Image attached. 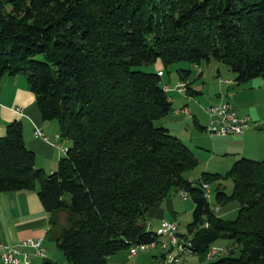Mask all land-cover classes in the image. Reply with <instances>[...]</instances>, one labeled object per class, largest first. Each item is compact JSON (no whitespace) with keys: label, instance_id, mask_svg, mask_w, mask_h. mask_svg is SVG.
<instances>
[{"label":"trees","instance_id":"obj_1","mask_svg":"<svg viewBox=\"0 0 264 264\" xmlns=\"http://www.w3.org/2000/svg\"><path fill=\"white\" fill-rule=\"evenodd\" d=\"M211 59L237 85L264 77V0H0V76L23 74L42 118L57 122L69 143L46 174L22 124H7L0 192L36 190L68 264H108L114 253L158 239L147 212L172 190L194 204L185 226L193 255L204 259L225 239L227 253L207 264H264V158L240 157L225 174L188 180L198 159L155 125L172 109L164 72L137 68ZM189 74L180 70L185 81ZM203 182L216 183L214 202ZM230 200L238 203L233 220L213 212Z\"/></svg>","mask_w":264,"mask_h":264},{"label":"rangeland","instance_id":"obj_2","mask_svg":"<svg viewBox=\"0 0 264 264\" xmlns=\"http://www.w3.org/2000/svg\"><path fill=\"white\" fill-rule=\"evenodd\" d=\"M193 66L194 64L186 61H179L170 65L162 64L161 70L164 72L162 79L166 83L170 82V86L174 87L176 85V80H178L180 76L181 69L191 70L192 77H194L195 68H193ZM200 66L202 75H198L195 78V84H197L199 88H202L204 92L201 95L196 96V102L192 99L187 100V107L182 106V101L174 99L172 109L168 115H166L167 117L170 116L172 120H175L174 132L179 134V137H181L184 143L192 149V152L198 159L197 166L184 173V176L189 177L191 180H194V182L197 181L202 172L225 174L232 163L239 157L244 156L252 159L257 158L256 160L264 158V77L259 75L252 80L240 84V86L233 81L235 88L233 90H228L229 92L226 94V85L224 84V80L226 75L231 76L232 73L227 70L222 63L214 59H211L209 62L203 61ZM154 67L155 66L152 64L141 65L137 68L145 71H153ZM216 67H218L222 73V80L220 81L217 78ZM160 73L161 72L158 71V74ZM251 84H253V88H255V90L250 88ZM231 87L233 86L231 85L230 88ZM217 92L220 93L219 96L214 97L213 94ZM170 93L172 94L173 92ZM235 95H237L238 100L242 105L241 107L237 106L239 109L238 114L249 118L248 127H246L239 134L226 136H210L206 131H204V129L199 127L200 125L205 126L207 123V116L202 109L203 107H205L209 102L218 101L224 98L228 100L230 99L231 102L234 103ZM175 98L178 99L179 97L175 95ZM174 106H176L178 112H173V110L176 109ZM179 106L182 107L178 108ZM183 107H186L188 113L180 112V109ZM189 113L194 114L196 118L192 119L191 116H187ZM161 124H166V120L159 119L155 121V125ZM203 183L208 185V189L212 192L213 196L216 183L214 182L213 186L211 183ZM221 185L225 192L230 193L232 180H222ZM67 197L69 198L68 194ZM212 202H214L213 197ZM216 207L218 208L216 214L224 219L233 220L237 215L238 203L234 200H230L222 205H216ZM173 221L176 222V220ZM179 222L180 230H184L187 221L182 220ZM157 238L161 239V241L167 240V238L163 236H159ZM174 239L176 244L173 246L172 242L170 243L169 241V245L167 243H161V246H154V248H149L144 251L139 250L136 254L131 256L128 255V250L116 252L108 258V264H167L164 254H161V259L157 261L153 258V255L159 248L162 253H164V246L166 245L167 252H174L178 248V245L182 244V247L184 248L188 243L186 241H189V238L186 236V230L183 233H179L178 231L175 232ZM44 244L47 247V253H45L43 258H39V260H37L38 263L42 264L46 260H50L56 264H68L64 253L57 247L56 241L53 238L49 237V239L45 240ZM227 244L228 241L225 239L217 240L215 242V246H220L221 248L224 247L226 250L214 256H211V253L208 250V254L204 259H199L193 254L187 255L184 251L182 252L183 254L178 251V254L180 253L181 255L177 254L179 258L177 262L175 261L173 264H207L208 262L214 260L215 257L225 255L228 251Z\"/></svg>","mask_w":264,"mask_h":264},{"label":"crops","instance_id":"obj_3","mask_svg":"<svg viewBox=\"0 0 264 264\" xmlns=\"http://www.w3.org/2000/svg\"><path fill=\"white\" fill-rule=\"evenodd\" d=\"M153 65L155 66L153 71L158 72L161 70L162 63L160 61H156ZM193 68H195L194 77H192V72L190 70V74L186 79L188 82L186 95H182L174 90L167 92L172 106L174 99L182 101V106L188 105L187 100L189 99L196 102V96L201 95L204 92L202 88H199V86L195 84V78L198 75H202V71H200L201 66L194 65ZM216 71L217 78L219 81L222 80V73L218 67H216ZM228 79L232 80V82L226 83L225 80ZM183 80L184 79H181L179 76L175 84ZM225 80L224 84L226 85L227 94L229 92L228 90H233L235 88L233 73L231 76L226 75ZM163 83L169 86L171 84L170 82L166 83L164 81ZM231 85L233 87L230 88ZM250 88L255 90L253 84H251ZM170 92L173 93L171 94ZM219 94L220 93L217 92L214 93L213 96L218 97ZM175 95L179 98L176 99ZM229 101L231 102L230 99ZM231 103L234 105L237 112H239L237 106L241 107L242 105L240 104L237 95H235V102ZM182 106H179L178 108ZM174 107L176 108V106ZM16 108H20L21 111L15 112L14 110ZM202 109L204 111V107ZM187 116H191L192 119L196 118L194 114L190 113ZM161 119L166 120V124H161V126L167 127L173 135L182 140V138L179 137V134L174 132L175 120H172L170 116ZM12 121H19L22 124L23 141L25 145L35 153V167L42 169L46 174L54 171L57 168L60 158L65 154V151H62L57 144L62 143L64 147L68 148L69 143L59 138V125L57 122L53 120H44L42 118L36 104L35 95L30 91L27 80L21 73L0 76V136L5 134L6 125ZM199 127L204 129V125H200ZM35 128L41 129L47 138L43 139L42 137L35 136L33 134ZM186 178L190 181H194L189 177ZM199 178L200 176L198 179ZM213 184L214 182L211 183L212 186ZM212 197L213 196H211L210 199L211 202ZM193 206L194 204L190 197L184 199L181 197L179 190H172L167 197L157 201L149 208L147 212L149 229L156 232V229L160 226V223L163 220H176L178 232L183 233L185 229L180 230L179 221L186 220L188 223V221L191 220ZM40 236L43 238V243L51 237L49 235V214L44 210L37 196L36 190L0 192V241L5 243H16L22 239L36 238ZM44 246L47 253V247L45 244ZM29 252H32V250H29ZM161 254L162 251L159 248L153 255V258L157 261L161 259ZM44 255L38 254L37 258L31 257L29 264H40L37 260L43 258Z\"/></svg>","mask_w":264,"mask_h":264},{"label":"built area","instance_id":"obj_4","mask_svg":"<svg viewBox=\"0 0 264 264\" xmlns=\"http://www.w3.org/2000/svg\"><path fill=\"white\" fill-rule=\"evenodd\" d=\"M225 82L230 83L232 80L228 79L225 80ZM163 90L166 92L175 90L182 95H186L187 81H180L174 87L163 84ZM14 111L20 112L21 110L20 108H16ZM173 111L178 112L177 108ZM180 112L188 113V110L186 107H183L180 109ZM204 112L207 116V123L204 126V131H206L210 136L239 134L249 125V118L247 116H240L234 105L226 98L209 102L204 107ZM33 134L37 137H42L43 139L47 138L43 131L39 128H35L33 130ZM57 145L62 151L66 152L67 148L64 147L62 143H58ZM179 193L184 199L188 197V193L185 190H180ZM204 196L208 201H210L212 192L210 190H204ZM212 210L213 212L218 211L216 205H213ZM206 225L207 223L205 226ZM156 230H163L165 233H169L170 238H172L175 235V232L178 231V226L173 224V220H163ZM154 246H161V239L154 238V240L148 243L132 245L129 248L128 255H134L139 250L144 251L149 248H154ZM210 248L211 256L225 251L224 247L223 249H215L214 244H212ZM29 250H32V252H29ZM178 251H187V255L193 254V250H182V244H180L174 252H167V246H164V253L162 254H164L167 264L175 263ZM40 253H46L43 238L41 236L22 239L16 243H5L0 241V264H29L31 257L37 258Z\"/></svg>","mask_w":264,"mask_h":264},{"label":"bare ground","instance_id":"obj_5","mask_svg":"<svg viewBox=\"0 0 264 264\" xmlns=\"http://www.w3.org/2000/svg\"><path fill=\"white\" fill-rule=\"evenodd\" d=\"M208 185H205L204 187H205V190H209L208 189V187H207ZM215 212H217V211H215ZM173 224L174 225H176L177 226V224H176V222H174L173 221ZM156 234H157V236H163V237H166L167 238V240H163V241H161V243L162 244H168V242L170 241V243L172 242V246L174 245V244H176L175 243V239H174V236L172 237V238H170V235H169V233H165L163 230H157L156 231ZM177 235V234H176ZM179 243V242H178ZM161 244V245H162ZM169 245V244H168ZM171 245V244H170ZM167 246V245H166ZM179 246V245H178ZM163 247V246H162ZM186 247V248H185ZM184 248L182 247V250H190V243L188 242L187 244H186V246H185ZM214 248L215 249H222L220 246H214ZM171 251V250H170ZM183 251H180V253H182ZM184 252H186L187 253V251H184ZM179 253V254H180ZM210 253H211V248H210ZM45 253H40L39 255H44ZM178 254V255H179ZM183 254V253H182ZM181 255V254H180ZM178 258H179V256H177V258L175 259V261L177 262V260H178Z\"/></svg>","mask_w":264,"mask_h":264}]
</instances>
